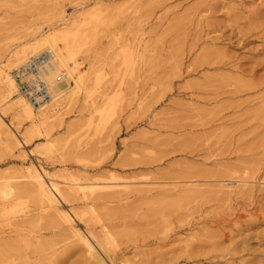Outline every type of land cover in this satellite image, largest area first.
I'll use <instances>...</instances> for the list:
<instances>
[{"label":"rangeland","instance_id":"1","mask_svg":"<svg viewBox=\"0 0 264 264\" xmlns=\"http://www.w3.org/2000/svg\"><path fill=\"white\" fill-rule=\"evenodd\" d=\"M81 17L100 21L74 30ZM59 29L79 32L78 69L95 93L38 127L0 99L20 143L0 131V182L28 184L32 164L54 181L135 185L59 202L84 235L105 229L107 264H264V0H0V66ZM36 208L22 197L11 215ZM38 219L35 264H88L63 256L78 247L64 227Z\"/></svg>","mask_w":264,"mask_h":264},{"label":"bare ground","instance_id":"2","mask_svg":"<svg viewBox=\"0 0 264 264\" xmlns=\"http://www.w3.org/2000/svg\"><path fill=\"white\" fill-rule=\"evenodd\" d=\"M99 21L98 17H94L91 22L81 17L76 19V21H72L70 25H74V30H77L83 25H92L99 23ZM78 33V31L71 33V31L63 29L48 30L40 34L32 42H28L16 50L10 57L9 67L5 68L4 64L0 66V99L4 104L10 103L8 110L13 113L17 120L28 121L34 127L44 126L49 120L60 118L62 116L61 110L64 106L72 104L78 97L83 96V100L92 99L95 93L93 83H89V79L80 73L73 47L76 40H79ZM44 51L51 52L54 67L53 76L57 72L63 71L66 81L54 85V100L45 107L36 110L17 93L8 70L17 68L28 58ZM217 63L219 62L213 61L207 63V65H215ZM53 76L50 79H53ZM91 103L94 105L93 102ZM0 131L9 145L15 148L20 145L1 121ZM24 169L26 175L22 179L28 180V184L18 185L8 182L9 180L0 182V264H35L33 259L36 256H40V254L36 255L34 245L39 242L40 237L36 236L31 223L35 219L40 218L41 215L47 219L42 230H55L62 226L69 233L70 238L78 244V247L73 250L68 249V247L65 248L62 252L63 256H67L68 253L81 251L86 255L85 261L88 264H107L106 261H111V254L105 248L108 243L106 238L108 234L105 229L100 228L101 237L103 238L101 240L90 230H86L87 235H84L74 225V220L76 221V218H78L76 213L72 210L67 212L62 210L59 207V202L66 201V199H68V202L73 201L78 197V194L84 195L85 192H93L95 188H99L98 190L100 191H107V193H113L110 196L115 197L121 194V191H131V187L135 185L130 183L122 186H100L93 183L84 185L69 181L70 179L65 182H59L54 181L42 169L38 170L32 164H29ZM237 180L240 181H235L236 183H246L243 179L239 178ZM60 185L66 187L68 192H62ZM235 187L237 188V186ZM22 197H29L37 204L36 211L38 214L29 217L25 216L24 213L17 216L11 215L15 202ZM109 198L106 196L97 200L100 205H104L109 201ZM193 256L191 255L190 257ZM262 259L264 260V256H262ZM118 260L120 264H127V260L122 255L118 257Z\"/></svg>","mask_w":264,"mask_h":264},{"label":"built area","instance_id":"3","mask_svg":"<svg viewBox=\"0 0 264 264\" xmlns=\"http://www.w3.org/2000/svg\"><path fill=\"white\" fill-rule=\"evenodd\" d=\"M53 60L50 51L28 58L10 72L17 93L32 108L38 110L54 100V85L66 81L63 71L53 76ZM53 76V79L50 77Z\"/></svg>","mask_w":264,"mask_h":264}]
</instances>
